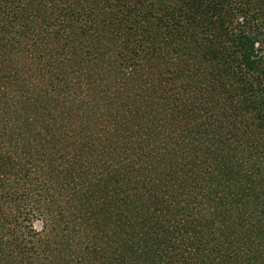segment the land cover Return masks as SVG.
Wrapping results in <instances>:
<instances>
[{"label":"trees","instance_id":"trees-1","mask_svg":"<svg viewBox=\"0 0 264 264\" xmlns=\"http://www.w3.org/2000/svg\"><path fill=\"white\" fill-rule=\"evenodd\" d=\"M0 264H264V0H0Z\"/></svg>","mask_w":264,"mask_h":264},{"label":"rangeland","instance_id":"rangeland-1","mask_svg":"<svg viewBox=\"0 0 264 264\" xmlns=\"http://www.w3.org/2000/svg\"><path fill=\"white\" fill-rule=\"evenodd\" d=\"M33 225H34V228H36L37 230H39L42 224H41V221L40 220H35L34 223H33Z\"/></svg>","mask_w":264,"mask_h":264}]
</instances>
